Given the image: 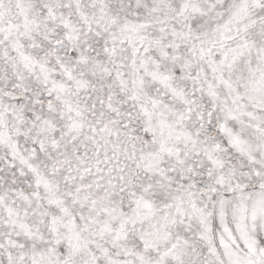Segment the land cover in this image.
<instances>
[{"label": "snow or ice", "instance_id": "obj_1", "mask_svg": "<svg viewBox=\"0 0 264 264\" xmlns=\"http://www.w3.org/2000/svg\"><path fill=\"white\" fill-rule=\"evenodd\" d=\"M0 264H264V0H0Z\"/></svg>", "mask_w": 264, "mask_h": 264}]
</instances>
